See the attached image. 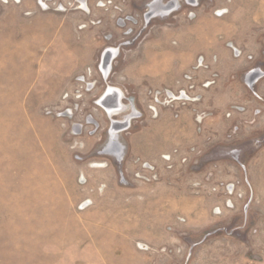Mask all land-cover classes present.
<instances>
[{"label": "rangeland", "instance_id": "1", "mask_svg": "<svg viewBox=\"0 0 264 264\" xmlns=\"http://www.w3.org/2000/svg\"><path fill=\"white\" fill-rule=\"evenodd\" d=\"M0 264H264V0H0Z\"/></svg>", "mask_w": 264, "mask_h": 264}]
</instances>
